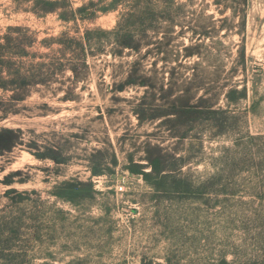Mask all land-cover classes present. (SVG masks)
<instances>
[{
  "label": "rangeland",
  "instance_id": "obj_1",
  "mask_svg": "<svg viewBox=\"0 0 264 264\" xmlns=\"http://www.w3.org/2000/svg\"><path fill=\"white\" fill-rule=\"evenodd\" d=\"M140 1L122 21L140 51L94 35L87 66L66 51L73 72L43 41L113 31L124 9L66 23L0 0V36L30 30L26 68L50 56L46 84L0 90L25 144L0 155V264H264V0ZM159 158L174 173L148 183ZM78 181L93 198L57 196Z\"/></svg>",
  "mask_w": 264,
  "mask_h": 264
},
{
  "label": "trees",
  "instance_id": "obj_2",
  "mask_svg": "<svg viewBox=\"0 0 264 264\" xmlns=\"http://www.w3.org/2000/svg\"><path fill=\"white\" fill-rule=\"evenodd\" d=\"M34 1V10L35 12L41 15L48 14H58L60 19L66 23L76 21L78 16H81L83 19H93L96 16L97 12L109 13L112 11H118L119 9H124L121 14V21H119L117 27L113 31H87L86 35L82 38H72L68 34L63 33L59 38H51L49 40H44L48 48H51L54 45H59L61 49L58 53H61L62 58L51 59V62L55 60L62 62L67 61L71 63V69L73 72H76L74 68L75 59L68 58L66 51L71 50L73 44H77L82 49L84 55L79 61L83 62L87 66L89 54L86 53V49L89 47L93 48L94 45V35H100L98 42L99 44H105V40L102 38L105 35H114L115 44L122 50V53L126 49H131L133 51L139 52L142 45L137 40V36L130 27H124L122 21L130 20L136 18L137 15L143 10L141 9L140 0H111L110 3L105 5V0H99L98 2L91 0L87 5H83L78 9H74L71 1L69 0H33ZM99 8V9H98ZM69 10H71V16L69 15ZM30 33L29 29H24L21 27H10L8 33L1 37L0 36V90L3 91H12L14 86H19L26 90L32 88L36 85L46 84V80H39L42 76L41 69L47 67L46 59H50V56H44L42 63L37 64V72H40L41 75L32 73L26 68V62L24 60L35 58V55H31L29 49L33 47L30 42L25 43L24 39L27 38ZM14 35H17L16 37ZM103 42V43H101ZM26 44V45H25ZM90 56L93 55L92 51ZM34 65V63H32ZM52 64V63H50ZM40 69V70H39ZM136 81H130L128 85H137ZM145 86V85H143ZM246 91V88L245 90ZM238 92V91H235ZM243 93V91H242ZM23 97L17 98L16 94L13 95L9 102L12 104L17 101H24ZM69 100V99H65ZM4 99L0 98V112L4 111L5 106ZM24 132L21 129H11V128H0V155H5L7 153L13 152L16 148L24 146ZM38 158H44L43 155L37 156ZM163 160L155 159L150 163L152 171L150 173H144L145 181L151 183L153 179H156L160 174H171L174 171L166 170L167 168L163 167ZM102 170L95 172V174H100ZM20 175V171L10 174L5 178L4 184L11 186L15 183L16 176ZM164 175V176H165ZM168 175V174H167ZM92 183H83L75 182L70 185L63 187L60 192L57 194L59 198H62L68 202L75 203L79 199H89L93 198L91 194H95L93 190ZM88 188V189H86ZM15 189L7 191L6 196L16 194ZM7 226H5V232Z\"/></svg>",
  "mask_w": 264,
  "mask_h": 264
},
{
  "label": "built area",
  "instance_id": "obj_3",
  "mask_svg": "<svg viewBox=\"0 0 264 264\" xmlns=\"http://www.w3.org/2000/svg\"><path fill=\"white\" fill-rule=\"evenodd\" d=\"M124 191H125L124 185H119L117 187V192H124Z\"/></svg>",
  "mask_w": 264,
  "mask_h": 264
}]
</instances>
